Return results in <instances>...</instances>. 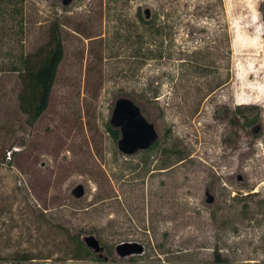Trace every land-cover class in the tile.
Masks as SVG:
<instances>
[{"label": "rangeland", "instance_id": "rangeland-1", "mask_svg": "<svg viewBox=\"0 0 264 264\" xmlns=\"http://www.w3.org/2000/svg\"><path fill=\"white\" fill-rule=\"evenodd\" d=\"M263 10L264 0L0 3V264H264ZM52 28L63 57L30 125L14 69ZM120 98L153 126L148 148H118ZM123 243L142 251L121 255Z\"/></svg>", "mask_w": 264, "mask_h": 264}, {"label": "trees", "instance_id": "trees-1", "mask_svg": "<svg viewBox=\"0 0 264 264\" xmlns=\"http://www.w3.org/2000/svg\"><path fill=\"white\" fill-rule=\"evenodd\" d=\"M23 1L0 0V3L18 4L21 12ZM62 57L63 46L59 31L57 28H52L47 43L32 53L21 55L20 65L17 69H14L19 71L21 80V89L18 94L19 108L27 116V122L30 125L36 122L48 106L57 68ZM255 121V118H252L247 120L246 123L250 125ZM118 129V127L116 129L109 128L115 138H117L120 131ZM77 244L82 255L87 258L93 256L82 242H77ZM97 260L100 259L97 258Z\"/></svg>", "mask_w": 264, "mask_h": 264}, {"label": "water", "instance_id": "water-1", "mask_svg": "<svg viewBox=\"0 0 264 264\" xmlns=\"http://www.w3.org/2000/svg\"><path fill=\"white\" fill-rule=\"evenodd\" d=\"M145 16L148 17L147 11H145ZM111 122L120 130L121 138L118 141V148L125 154H132L138 149L148 148L156 137L153 126L147 123L139 108L129 99L120 98L115 102ZM83 193L82 185H77L73 190V194L77 198L81 197ZM85 241L88 246L97 247V242L92 237ZM117 251L124 255L141 252L142 247L136 243H123L117 247Z\"/></svg>", "mask_w": 264, "mask_h": 264}]
</instances>
